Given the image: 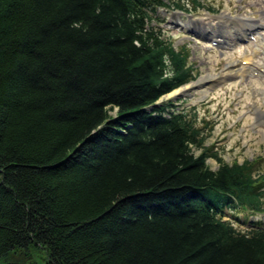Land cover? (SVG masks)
Here are the masks:
<instances>
[{"label": "trees", "instance_id": "16d2710c", "mask_svg": "<svg viewBox=\"0 0 264 264\" xmlns=\"http://www.w3.org/2000/svg\"><path fill=\"white\" fill-rule=\"evenodd\" d=\"M202 7L0 0V264H264V227L223 219L264 212V173L154 105L195 75L153 13Z\"/></svg>", "mask_w": 264, "mask_h": 264}, {"label": "rangeland", "instance_id": "374dc122", "mask_svg": "<svg viewBox=\"0 0 264 264\" xmlns=\"http://www.w3.org/2000/svg\"><path fill=\"white\" fill-rule=\"evenodd\" d=\"M198 1L203 7L191 13L173 8H157L153 13L155 19L150 24L159 27L174 45L187 49L188 64L195 75L194 80L165 94L154 105L171 102V111L189 113L206 136L204 146L224 162L252 161L264 173V71L256 69L257 76L248 71L264 66V44L259 39L264 38V0ZM251 29L256 35L249 34L255 36L262 53L255 52L253 40L235 39ZM230 39L233 42L226 44ZM242 70L244 75L239 74ZM202 77L206 80L198 85ZM115 113L116 108L110 112ZM207 164L213 170L218 166L214 158H208ZM237 211L224 208L223 219L239 231L264 227V213L255 217L259 223L250 224L249 218L244 221L247 215ZM234 213L239 220L233 218ZM43 254L40 247L28 246L17 249L12 260L25 264L21 258L25 257L27 262L41 264Z\"/></svg>", "mask_w": 264, "mask_h": 264}, {"label": "bare ground", "instance_id": "6f19581e", "mask_svg": "<svg viewBox=\"0 0 264 264\" xmlns=\"http://www.w3.org/2000/svg\"><path fill=\"white\" fill-rule=\"evenodd\" d=\"M252 25H254V24H251V25H250V28H251ZM252 35H253V34H252ZM253 39L256 40L255 36H254ZM235 70H236V69H235ZM258 70L262 71V68H259ZM243 72H244V70L240 71L239 74H243V75H244ZM205 80H206L205 77H204V78L202 77L201 79H199L198 82H197L198 85H200V84H201L203 81H205ZM176 90H177V89H176ZM174 91H175V90H174Z\"/></svg>", "mask_w": 264, "mask_h": 264}]
</instances>
